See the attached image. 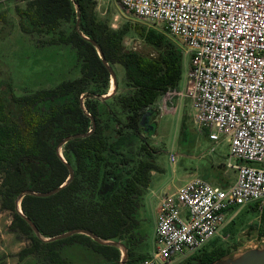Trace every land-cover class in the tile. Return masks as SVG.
<instances>
[{"label": "trees", "instance_id": "1", "mask_svg": "<svg viewBox=\"0 0 264 264\" xmlns=\"http://www.w3.org/2000/svg\"><path fill=\"white\" fill-rule=\"evenodd\" d=\"M95 6L96 0H27L25 7L16 8L24 33L49 35L47 42L69 45L79 64V76L54 87L19 96L8 82L0 87V208L12 212L13 229L31 240L19 252L22 260L37 255L47 264H68L63 251L80 246L90 257L85 264H119L117 247L98 243L84 233L45 241L24 216L44 237L81 228L102 239L125 240L137 223V196L148 188L150 171L161 170L152 157L157 150L148 139L156 129L157 99L178 87L182 78V51L161 31L142 32L138 24L133 29L157 53L128 48L123 42L128 27L114 29L99 20ZM91 40L112 69L115 64L122 66L124 91H118V83L115 93L102 99L111 75ZM59 98L61 102L52 104L48 112L37 110L39 104ZM184 130L182 124L179 143ZM68 136L73 137L61 145V158L59 145ZM130 138H137L147 150L145 159L123 158L118 148ZM66 163L73 168V178L52 195H38L66 182ZM105 183H111L112 189L102 193ZM21 194L24 215L17 208ZM251 207L257 209L259 203ZM213 242L180 264H207L228 252L215 246L206 249ZM124 243L128 252L125 264H140L141 256L131 250L128 241Z\"/></svg>", "mask_w": 264, "mask_h": 264}, {"label": "built area", "instance_id": "2", "mask_svg": "<svg viewBox=\"0 0 264 264\" xmlns=\"http://www.w3.org/2000/svg\"><path fill=\"white\" fill-rule=\"evenodd\" d=\"M119 3L140 19L161 23L190 54L185 86L162 94L158 116L188 99L194 123L210 140L227 141L226 166L236 173L227 187L193 176L159 196L155 248L140 264H170L217 238L230 210L264 204V0Z\"/></svg>", "mask_w": 264, "mask_h": 264}, {"label": "rangeland", "instance_id": "3", "mask_svg": "<svg viewBox=\"0 0 264 264\" xmlns=\"http://www.w3.org/2000/svg\"><path fill=\"white\" fill-rule=\"evenodd\" d=\"M26 3L27 0H0V87L8 82L17 96L54 87L62 80L79 76V64L72 47L47 42L51 38L49 35L26 34L21 30L16 8L25 7ZM95 13L99 20L106 21L114 29L127 26L128 33L123 38L124 44L141 53L154 55L157 50L146 43L140 32L133 29V24L140 25L139 31L158 30L168 40L175 41L182 51L183 72L179 87L185 86L190 54L179 37L169 34L161 23L140 19L126 11L119 0H96ZM114 71L119 83L118 91L122 92L125 90L124 70L122 66L115 64ZM112 89L113 84L110 83L109 91ZM61 100L45 101L38 105L37 110L46 113L52 104L60 103ZM156 120L155 133L148 141L157 150L152 157L161 170L152 176L148 189L137 196V223L125 234L131 250L141 256L139 262L148 258L155 248L153 231L157 219L156 195L169 192L167 186H180L193 176L203 177L210 173L215 176L217 172L221 181L227 183L235 175V171L226 166L229 160L227 141L210 140L207 132L194 123L189 100L182 99L174 112H167L156 117ZM182 124L185 129L184 138L179 143ZM60 151L63 155V148ZM118 151L123 154V158L130 161L145 159L147 156V150L141 148L137 138L126 139ZM171 153L176 158L173 163L169 160ZM232 161L235 162L233 159ZM122 175L123 172L120 176ZM214 176L207 180L218 185ZM252 204L230 210L220 235L206 249L215 246L231 253L248 248L264 238V219L261 218L264 204L257 209L251 207ZM13 228L12 212L0 208V264H47L37 255L21 259L19 252L29 247L31 240ZM63 253L66 254L68 264H85L90 260L88 253L80 246L65 248ZM195 253L178 256L170 264H178Z\"/></svg>", "mask_w": 264, "mask_h": 264}, {"label": "water", "instance_id": "4", "mask_svg": "<svg viewBox=\"0 0 264 264\" xmlns=\"http://www.w3.org/2000/svg\"><path fill=\"white\" fill-rule=\"evenodd\" d=\"M77 23H78V21H77ZM91 42L96 46L100 57H102V53H101L99 47L96 45V42L94 40H91ZM102 62L108 67V69L110 71L111 78H112V82H113V85H114V88H115V86H116V82H115L116 81L115 80L116 77H115L114 71H113L112 67H110L108 65V63L106 62V60L103 57H102ZM113 92H114V89L112 90L111 93H109V94H107L105 96H102V99H105V98L109 97ZM157 117H158V115H157ZM93 126L94 125H92V128H91V130L88 133H90L92 131ZM73 136H75V135H73ZM73 136L65 137L60 142L59 148L65 141H67L68 139L72 138ZM60 156H61V154H60ZM67 167L69 169V177L67 178L65 183H63L60 187H58L56 189H53V190H50V191H47V192H40V193H37V194L40 195V196H49V195H52V194L58 192L60 190V188L62 186H64L67 182H69L72 179V177H73L74 173H73L72 167L69 164H67ZM105 189L106 188L104 187V190ZM26 193H34V192L33 191H27ZM22 197H23V195L21 194V196L17 200V208L23 214V212L21 210V205H20ZM24 217L26 218L28 223L31 225V227L35 231L36 235H38L40 238H42L45 241L57 240V239H60V238H64V237L70 236V235L75 234V233H84V234L89 235L93 240H95L98 243L112 245V246L117 247L120 250V253H121L119 264H125V262L127 260L128 252H127V246L124 243L125 240H121V239H102V238L94 235L91 231L86 230V229H81V228H76V229H72V230H69V231H65V232L60 233L59 235H56V236H53V237H44L39 232V230H38L37 226L35 225V223H33V221H31V219H29L27 216H24ZM207 264H264V238H262L260 241L250 245L248 248H245V249H243L241 251H233L231 253H225L223 256H221V257H219V258H217L215 260H212L211 262H209Z\"/></svg>", "mask_w": 264, "mask_h": 264}, {"label": "crops", "instance_id": "5", "mask_svg": "<svg viewBox=\"0 0 264 264\" xmlns=\"http://www.w3.org/2000/svg\"><path fill=\"white\" fill-rule=\"evenodd\" d=\"M180 86V84L178 85V87ZM160 99H161V97H159L158 99H157V101H156V108H157V105H158V103L160 102ZM184 99V98H183ZM186 99V98H185ZM182 100V99H181ZM181 100H178V101H176V109L178 108V105L180 104V102H181ZM188 100V99H187ZM189 104H190V101H189ZM155 172L156 171H152L151 173H150V182H151V178H152V176L155 174ZM214 176V174H212L211 175V173L210 174H208V178H205V176H203L202 178H204L205 180H207V179H209L210 177H213ZM215 179H216V181H217V183H218V185H216V186H220V187H227V186H229L234 180H235V178H236V173H235V175H234V177L230 180V181H228L227 183L225 182V183H223L222 181H221V179L219 178V176H218V174H217V172L215 173ZM208 181V180H207ZM209 182V181H208ZM212 184V183H211ZM149 185H150V183H149ZM214 185V184H213ZM179 185H177V186H167L168 187V193H170V192H173V191H175L176 189H177V187H178ZM159 196L160 195H156V218H157V205H158V199H159ZM156 222V221H155ZM156 224V223H155ZM153 239H154V241H155V225H154V231H153Z\"/></svg>", "mask_w": 264, "mask_h": 264}, {"label": "flooded vegetation", "instance_id": "6", "mask_svg": "<svg viewBox=\"0 0 264 264\" xmlns=\"http://www.w3.org/2000/svg\"><path fill=\"white\" fill-rule=\"evenodd\" d=\"M113 71H114V69H113ZM114 74H115V72H114ZM115 77H116V75H115ZM115 80H116V81H115V82H116V86H115V88H114V85H113V89H114V92H113V93H115V91H116V87H117V84H118L117 79H115ZM111 81H112V78H110V83L113 84V82H111ZM109 89H110V85H109ZM109 89H108L107 94H109V93L112 92V91L110 92ZM113 89H112V90H113ZM113 93H112V94H113ZM107 94H105V95H107ZM105 95H102V96H105ZM161 96H162V95H161ZM161 96H160V97H161ZM81 100H82V99H81ZM81 104H82V106H83L82 101H81ZM90 130H91V129H90ZM90 130H89V131H90ZM89 131H88V132H89ZM65 142H66V141H65ZM65 142H64V143H65ZM64 143H63V144H64ZM60 149H61V146H60V148H59V153L61 154ZM60 157L63 158V155L61 154ZM66 164H68V163H66ZM69 165H70V164H69ZM70 166H71V165H70ZM71 167H72V166H71ZM67 168H68V167H67ZM72 169H73V168H72ZM68 170H69V169H68ZM152 171H154V170H152ZM152 171H150V173H151ZM73 173H74V172H73ZM73 175H74V174H73ZM68 177H69V175H68ZM68 177H67V178H68ZM72 178H73V177H72ZM60 186H61V185H60ZM104 187L106 188L105 190H104ZM148 187H149V186H148ZM111 189H112V185H111V183H105V185L102 186V190H101V192H102V193H105V192H107V191H109V190H111ZM147 189H148V188H147ZM188 255H189V254H188ZM188 258L190 259L191 256H189ZM188 258H187V259H188ZM191 259H192V258H191ZM184 260H186V259H184ZM184 260L179 261L178 264L182 263ZM194 262H195V261H194ZM189 264H192V263L189 262Z\"/></svg>", "mask_w": 264, "mask_h": 264}]
</instances>
